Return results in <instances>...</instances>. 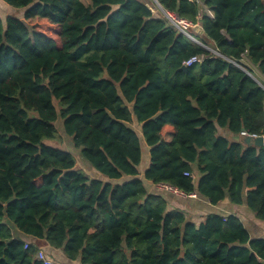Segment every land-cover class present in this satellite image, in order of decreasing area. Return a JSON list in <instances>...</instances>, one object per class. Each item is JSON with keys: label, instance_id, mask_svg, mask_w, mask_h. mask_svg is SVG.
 I'll return each mask as SVG.
<instances>
[{"label": "trees", "instance_id": "16d2710c", "mask_svg": "<svg viewBox=\"0 0 264 264\" xmlns=\"http://www.w3.org/2000/svg\"><path fill=\"white\" fill-rule=\"evenodd\" d=\"M3 1L23 13L0 17V264H43L40 248L59 263L43 247L79 264H264L238 216L196 224L145 183L264 222V143L241 135H264V0ZM58 118L95 177L45 142Z\"/></svg>", "mask_w": 264, "mask_h": 264}, {"label": "crops", "instance_id": "0c3cea01", "mask_svg": "<svg viewBox=\"0 0 264 264\" xmlns=\"http://www.w3.org/2000/svg\"><path fill=\"white\" fill-rule=\"evenodd\" d=\"M0 7L8 8L16 10L15 8H10L6 3H4L3 0H0ZM2 19V18H1ZM4 20V18L2 19ZM254 72L257 71L256 76L258 80L264 84V76L259 73L258 69L256 67H253ZM218 131H221L220 128H218ZM225 134V132H222ZM170 130L165 131L163 135V139L165 141H168L170 139ZM263 137V143H264V135ZM144 163L141 165V170L143 171L149 164V153L148 148L145 146L144 149ZM148 188L154 192V186H152L149 182H145ZM169 192V191H168ZM170 193V197L165 196L168 208H178L182 210L185 214H187L196 224H199L204 216L208 213H218L220 215L226 216L229 214H235L239 217L243 225L248 229L250 234L252 236H264V222H261L260 220L256 219L251 212H249L245 206H237L232 205L229 203L228 199L225 198L221 202H219L216 205H211L208 200L199 197L195 194H191L188 196H180L177 195V197H173ZM173 197V198H171ZM180 198L181 200L177 199ZM41 249V248H40ZM44 250H46L50 255H52L59 263L61 264H79L77 260L70 261L66 259L61 252V250H53L49 247H43Z\"/></svg>", "mask_w": 264, "mask_h": 264}, {"label": "rangeland", "instance_id": "374dc122", "mask_svg": "<svg viewBox=\"0 0 264 264\" xmlns=\"http://www.w3.org/2000/svg\"><path fill=\"white\" fill-rule=\"evenodd\" d=\"M85 4H88V1L87 0H82ZM11 8V7H10ZM23 13V10H13V9H8V8H1L0 7V17L3 19L5 18L7 15H16V16H21ZM163 14L165 12H162ZM155 15L156 16H160L161 14L159 13V11H156L155 12ZM26 25L28 26V28L30 30L32 29H37V30H41L43 32H47L49 33V30H48V25L45 23V21L43 20H40V19H32L30 21H26ZM50 34V33H49ZM197 42V41H195ZM255 72L257 73V71L255 70ZM55 104L56 106L58 107L57 105V101H55ZM59 108V107H58ZM55 126H56V134H55V137L52 139H46L45 142L52 145V146H55V147H59V148H62V149H65L67 151H70L75 159H76V166L80 169H83L85 170L87 173L88 172H91V176L92 177H95L96 174H98V172L89 167L86 163H84V160L81 158L80 156V153H79V149L75 148L72 144V141H71V138L69 136H67L64 131H63V128H62V120L60 118H58L55 122ZM137 129V128H136ZM231 139H237L236 137H232ZM142 148H143V163H144V149H145V145H142ZM141 168V167H140ZM90 174V173H88ZM156 189H154L156 192H161L164 196H167V197H170V194H168L167 192L164 191V189H161V188H158L157 186L155 187ZM173 194V193H171ZM174 198L177 197V195L174 193L173 195ZM171 197V198H173ZM179 200H181L179 197L177 198Z\"/></svg>", "mask_w": 264, "mask_h": 264}, {"label": "built area", "instance_id": "2783aa9c", "mask_svg": "<svg viewBox=\"0 0 264 264\" xmlns=\"http://www.w3.org/2000/svg\"><path fill=\"white\" fill-rule=\"evenodd\" d=\"M166 18L170 21V23L177 28L180 32L184 33L187 37H189L192 40H196L195 38H193L188 32H187V28L191 26V24L189 22H187L184 19L179 18L178 16H176L175 14H171V13H164ZM197 41V40H196ZM198 42V41H197ZM215 53V52H214ZM202 60V55H195L190 57L189 59H187L186 61H184L183 66H190L193 64H196L198 62H200ZM242 136H247L249 134L242 132L241 133ZM251 137H255L250 135ZM158 188L167 190L169 192L175 193L177 195L180 196H187L186 194H184L183 192H180L166 184H157ZM191 195V194H190ZM27 246V243H25V247ZM36 257L38 260H40L43 264H59L58 262H56L54 259L48 257L44 251L42 249H40L37 254Z\"/></svg>", "mask_w": 264, "mask_h": 264}, {"label": "water", "instance_id": "95a60500", "mask_svg": "<svg viewBox=\"0 0 264 264\" xmlns=\"http://www.w3.org/2000/svg\"><path fill=\"white\" fill-rule=\"evenodd\" d=\"M196 41V40H195ZM198 44H201L200 42H197ZM186 66H182V69H186ZM250 76L254 77L251 73L247 72ZM243 142L245 144H248L250 142H254L257 145H261L263 143V137L258 136V137H251L250 135L243 136Z\"/></svg>", "mask_w": 264, "mask_h": 264}]
</instances>
